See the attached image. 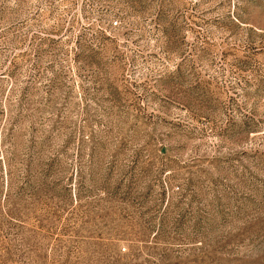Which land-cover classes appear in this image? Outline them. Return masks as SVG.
I'll return each mask as SVG.
<instances>
[{"label": "rangeland", "instance_id": "1", "mask_svg": "<svg viewBox=\"0 0 264 264\" xmlns=\"http://www.w3.org/2000/svg\"><path fill=\"white\" fill-rule=\"evenodd\" d=\"M0 264H264V0H0Z\"/></svg>", "mask_w": 264, "mask_h": 264}]
</instances>
